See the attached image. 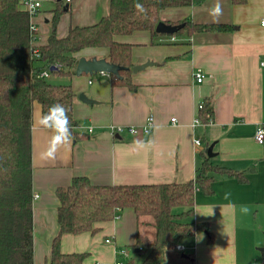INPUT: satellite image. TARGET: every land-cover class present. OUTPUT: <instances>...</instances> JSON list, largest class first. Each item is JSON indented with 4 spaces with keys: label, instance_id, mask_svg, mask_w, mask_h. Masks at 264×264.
Wrapping results in <instances>:
<instances>
[{
    "label": "crops",
    "instance_id": "obj_1",
    "mask_svg": "<svg viewBox=\"0 0 264 264\" xmlns=\"http://www.w3.org/2000/svg\"><path fill=\"white\" fill-rule=\"evenodd\" d=\"M216 2L164 8L160 21L229 23L233 25L229 31L179 37L159 34L153 42L148 31L142 37L132 36L139 31L117 37L133 44V65L153 62L131 73L135 89L112 87L109 73H99L94 81L87 78L86 87L78 79L70 82L75 91L73 116L78 122L73 130L79 137L72 136L55 160L41 157L52 133L38 126L41 109L33 103V264H49L51 241L58 230L55 189L67 186L72 177L83 175L94 184L184 182L194 178L202 152L212 164L241 171L246 181L215 175L211 193L195 190L192 221L207 224L213 238L208 241L203 230L182 238L184 253L193 256L192 262L183 264H264L259 250L264 240V142L257 144L253 138L257 124H264V27L260 25L264 0L239 5L219 0L223 14L218 19L210 15ZM60 4L67 3L61 0ZM67 10L71 19L58 36L65 35L70 25L96 22L107 13L108 0H71ZM36 34L37 44H43L48 34L44 40L38 29ZM81 51L77 58H107L103 47ZM198 72L203 74L200 82L195 77ZM80 91L98 102L81 101ZM204 100L211 103L213 121L192 125L197 104ZM149 115L154 125L146 134L112 136L109 132L110 125H139ZM195 138L201 141L199 147L194 145ZM209 146L211 156L207 155ZM244 207L247 212L242 211ZM138 230L134 211L125 208L101 223L94 234H63L60 247L66 253L87 249L101 258H115L118 248L133 244ZM140 230L146 231L143 226ZM99 232L103 239L87 241L88 235ZM106 238L112 241L105 242Z\"/></svg>",
    "mask_w": 264,
    "mask_h": 264
},
{
    "label": "trees",
    "instance_id": "obj_2",
    "mask_svg": "<svg viewBox=\"0 0 264 264\" xmlns=\"http://www.w3.org/2000/svg\"><path fill=\"white\" fill-rule=\"evenodd\" d=\"M204 0H138L145 13L135 9L137 0H108V11L96 22L70 25L65 35L58 36L56 25L63 11L57 0L51 29L46 41L40 44L39 57L32 58L29 31L30 15L20 0H0V264H33V189L31 162L32 106L40 105L41 114L61 103L68 109L72 136L78 125L73 116L75 91L69 82H54L35 76L34 69L53 63L59 68L50 71L61 78L74 73L77 54L89 47L107 49L106 59L121 66L119 77L110 76L111 86L135 89L131 78L133 44L117 39L136 31H148L151 42L159 34L155 26L160 11L167 7L199 4ZM244 4L246 0H231ZM183 24L172 34L177 37L205 31H229V23H198L189 19L166 22ZM202 123L213 119L210 101H203L198 110ZM203 161L194 178L184 182L140 184H94L86 176L72 177L64 187H57L56 217L58 230L54 235L48 258L49 264H83L87 252H63L61 236L100 229L119 211L131 208L139 230L133 247L145 255L138 264H183L193 261L192 253L182 256L174 250L182 238L203 230L208 241L213 235L207 224L192 221L195 190L211 193L215 175H224L245 182L243 173L229 167L212 164L202 152ZM146 231L142 232L141 227ZM131 264L132 261L128 260Z\"/></svg>",
    "mask_w": 264,
    "mask_h": 264
},
{
    "label": "rangeland",
    "instance_id": "obj_3",
    "mask_svg": "<svg viewBox=\"0 0 264 264\" xmlns=\"http://www.w3.org/2000/svg\"><path fill=\"white\" fill-rule=\"evenodd\" d=\"M39 2H40V7H38L36 11H34L33 13L30 14V21L36 25V27L38 29V34H39L41 40H44L45 39L44 36L50 32L53 10L56 8L57 1L56 0H39ZM61 7L63 8V5H61ZM70 19H71L70 11L69 10L62 11L59 14V18H58L57 25H56V31L59 32L60 31L59 29L66 27L68 25V22L70 21ZM145 35H147L146 31H139V32L132 34V36H139V37L140 36L142 37ZM99 48H102V47L86 48V49L82 50L81 52L82 53H89L90 51H88V50H95V49L97 50ZM99 73L100 72H94L92 74L82 73L80 75H76L74 72L69 77H61V78L55 76L54 74H50V77L48 79L51 81H54V82H59V81L69 82V83L71 82L72 84L75 83V80L78 79L80 84L83 87H86L87 78H91V80L94 81V79L97 77V75ZM80 92L84 93V91H80ZM83 232H86V231H83ZM83 232H80V233H83ZM77 234H79V233H77ZM103 237L104 236H103L102 232H99L95 236L88 235L87 241L90 242L94 238L99 240V239H103ZM122 248H124L127 252V259L124 262H127L128 260H130V261H132L131 264H138L141 262V260L143 259L144 255H145L144 252L135 251V248L133 247V245H130V244H125V245H123ZM122 248H118L117 251H119ZM86 251L88 252L87 249H86ZM116 259L123 262V259L119 256L117 258L116 257L115 258L109 257V259H105V258H101V257L96 256L94 253L91 254L88 252V254L86 255V257L83 261V264H96V263H98V264H113Z\"/></svg>",
    "mask_w": 264,
    "mask_h": 264
},
{
    "label": "built area",
    "instance_id": "obj_4",
    "mask_svg": "<svg viewBox=\"0 0 264 264\" xmlns=\"http://www.w3.org/2000/svg\"><path fill=\"white\" fill-rule=\"evenodd\" d=\"M20 1H21L22 5L24 6V8L26 5H29V4L34 5V7L32 8L31 11H27L29 13V15L31 13H33L34 11H36L38 7H40L39 0H20ZM70 1L71 0H64V2L67 4ZM260 25L264 27V17L261 18ZM29 31H30V35H31V41H30L31 56H32V58H34V57L36 58V57H39V55H40L39 47H38L39 44H37V34H36L37 28H36V25L34 23H32L31 21L29 23ZM172 39H174V37ZM52 65L57 67V68H59V66H60V64H58V63H53L50 66H52ZM50 66L48 65L47 67L40 68V69H34L33 68L31 70V72L33 74H35V76H37V77L48 79L50 77V74H51L50 69H49ZM195 77H196L197 82H200L203 79V74L198 72L195 74ZM202 107H203V102H199L197 104V111L199 109H201ZM170 120L175 121V118H171ZM212 121H213V119L209 118V120L206 123H202L199 116H198V112H197V114L195 115V117L193 119L192 125H197V124H205L206 125V124L211 123ZM153 125H154L153 116L149 115L145 119V121L139 125H110L109 126V132L112 136H121L124 133L131 134V135L146 134L151 130ZM91 130H92V128L89 127L88 131H91ZM259 130H264V124L263 123L257 124V126L255 128L254 136H253L255 143L262 144L264 142V133H261L258 135ZM200 144H201L200 139L195 138L194 139V145L199 147ZM35 196H36V194H33V197H35ZM111 241L112 240L110 238L105 239V242H111ZM185 249H186L185 246H183L180 243L176 244L174 247V250H176L177 252H185ZM116 254H117V257L119 256L123 259V262L116 259L113 264H130L129 261L124 262L127 259V252L124 248H122L119 251H116Z\"/></svg>",
    "mask_w": 264,
    "mask_h": 264
},
{
    "label": "clouds",
    "instance_id": "obj_5",
    "mask_svg": "<svg viewBox=\"0 0 264 264\" xmlns=\"http://www.w3.org/2000/svg\"><path fill=\"white\" fill-rule=\"evenodd\" d=\"M135 9L138 13H145L146 9L140 2L135 3ZM34 5H26L24 9L31 11ZM223 14V6L217 0L215 5L210 10V15L218 19ZM39 127L49 130L52 135L48 142L47 148L41 153L44 160H55L57 152L64 146H67L72 141L71 122L68 116V109L61 103H55L48 108L46 113L40 115L37 121ZM264 133V130H259L258 135ZM242 211L247 212V208H242Z\"/></svg>",
    "mask_w": 264,
    "mask_h": 264
},
{
    "label": "water",
    "instance_id": "obj_6",
    "mask_svg": "<svg viewBox=\"0 0 264 264\" xmlns=\"http://www.w3.org/2000/svg\"><path fill=\"white\" fill-rule=\"evenodd\" d=\"M61 1V0H58ZM68 8V4H64L63 5V10H67ZM183 24H170V23H166L164 21H159L156 26H155V32H157L158 34H172L175 31H177V29L181 28ZM153 62L152 61H146L144 63L141 64H135L131 67L132 72H137L141 69H144L145 67L152 65ZM122 67L109 62L105 57H100L97 58L96 56H92L90 58H86L85 56H80L77 59V62L75 64V68H74V72L76 75H80L82 73L84 74H92L94 72H100V73H109L115 77H119V71ZM50 71L56 70L57 67L55 66H50L49 67ZM78 98L85 102V103H97L98 101L92 98H89L88 96H86L83 92H80L78 94ZM211 150H212V146H209L207 148V155L211 156ZM259 250L262 253V256L264 257V240L262 243V246L259 247ZM182 256H186L187 254L182 252L181 253Z\"/></svg>",
    "mask_w": 264,
    "mask_h": 264
}]
</instances>
